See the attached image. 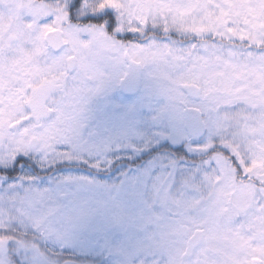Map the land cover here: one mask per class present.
<instances>
[{
    "label": "snow or ice",
    "instance_id": "1",
    "mask_svg": "<svg viewBox=\"0 0 264 264\" xmlns=\"http://www.w3.org/2000/svg\"><path fill=\"white\" fill-rule=\"evenodd\" d=\"M0 264H264V0H0Z\"/></svg>",
    "mask_w": 264,
    "mask_h": 264
}]
</instances>
